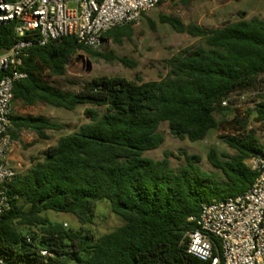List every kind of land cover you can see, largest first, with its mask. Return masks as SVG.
Wrapping results in <instances>:
<instances>
[{"label":"trees","instance_id":"obj_1","mask_svg":"<svg viewBox=\"0 0 264 264\" xmlns=\"http://www.w3.org/2000/svg\"><path fill=\"white\" fill-rule=\"evenodd\" d=\"M192 1L181 3L188 6ZM160 19L177 33L204 40V45L171 58L168 76L161 81L103 76L84 83L78 92H67L47 81L44 73L63 76L80 51L104 55L74 37L29 50L20 68L28 77L15 84V102L45 103L67 111L85 106L89 122L59 138L11 184L10 195L18 198L0 223V257L8 264H203L187 253L183 242L196 228L188 219L199 216L203 203L242 194L255 182L257 173L247 161L264 146L253 130L221 136L236 153L220 156L211 150L208 160L215 172L204 171L201 157L187 152H183L186 164L177 170L171 167V153L160 161L144 154L163 145L165 138L159 133L163 123L181 141L205 140L226 121L230 110L222 102L228 95L259 88L258 79L264 75V20L242 19L206 30L185 26L174 17ZM132 26L117 27L105 37L121 43L131 38ZM14 42V26L0 25V51ZM115 60L134 66L124 58ZM4 75L0 72V79ZM251 115L264 124V102L232 122L246 130ZM13 125L14 140L22 131L48 139L47 131L62 129L44 116L32 115H15ZM101 200L110 201L113 213L125 224L98 239L42 215L51 210L90 224L92 207ZM18 226L36 227L38 232L23 234ZM43 250L51 255L43 256Z\"/></svg>","mask_w":264,"mask_h":264},{"label":"built area","instance_id":"obj_2","mask_svg":"<svg viewBox=\"0 0 264 264\" xmlns=\"http://www.w3.org/2000/svg\"><path fill=\"white\" fill-rule=\"evenodd\" d=\"M177 0H0V25L14 26L15 42L0 51V223L17 196L10 186L19 174L9 160L14 114V86L26 79L21 71L29 50L66 37L90 49H99L105 35L117 27L135 25L142 17ZM259 88L228 95L222 107L242 117L264 102V75ZM257 173L251 188L224 201L203 203L196 225L184 237L187 253L203 264H264V151L247 161ZM66 226V225H65ZM31 242L30 236H27ZM48 257V251L41 252ZM0 264H8L0 257Z\"/></svg>","mask_w":264,"mask_h":264},{"label":"rangeland","instance_id":"obj_3","mask_svg":"<svg viewBox=\"0 0 264 264\" xmlns=\"http://www.w3.org/2000/svg\"><path fill=\"white\" fill-rule=\"evenodd\" d=\"M161 16L179 19L185 26L194 24L206 30L222 28L229 23L242 19L251 20L259 18L264 20V0H193L188 6L177 0L164 4L147 12L139 23L132 26L131 38L122 39L121 43L113 37H107L104 44L95 51L104 57H93L87 52H78L72 62L67 66L63 76L53 77L48 72L44 75L51 84L67 92H78L84 83L97 77H119L128 81L143 82L161 81L166 79L170 71L168 61L177 56L182 50L204 45V40L193 38L188 34H180L173 28L161 22ZM152 21V24L149 22ZM115 58L127 59L131 64L124 65ZM264 89V85L262 87ZM86 107L80 106L75 111H67L52 107L45 103L27 106L22 102L14 103V114L19 116H44L62 126L61 130L47 131L48 139H41L31 131L20 132L19 139L15 141L13 158L19 174H25L34 164L36 158L42 159V153L51 145L57 143L59 138L71 134L82 125L89 122L84 114ZM105 112L104 108H100ZM243 115L241 118L247 117ZM235 115L232 111L226 112V121L211 131L208 137L200 142L191 143L175 138L169 125L163 123L159 128L165 141L154 151L145 152L144 156L156 161L163 160L166 153H171V167L175 170L185 165L183 152L198 155L202 161L200 166L204 171L215 172L210 164L208 155L216 150L218 155L233 156L235 151L224 143L221 136L237 135L251 130L256 132L260 144L264 146V124L255 120V116L248 117L249 126L246 130L237 129L232 122ZM220 120L221 116H217ZM228 122H232L229 124ZM43 216L50 222L63 225L66 229L90 232L95 239L109 234L122 227L125 222L115 215L108 200L97 201L92 207V223L82 225L78 219L65 213H56L51 210L44 211ZM66 225V226H65ZM23 234L37 233L36 227H20Z\"/></svg>","mask_w":264,"mask_h":264},{"label":"crops","instance_id":"obj_4","mask_svg":"<svg viewBox=\"0 0 264 264\" xmlns=\"http://www.w3.org/2000/svg\"><path fill=\"white\" fill-rule=\"evenodd\" d=\"M14 140V139H13ZM15 141L16 140H14V145H15ZM13 145V149H12V152L10 153V155H9V160H10V162L12 163V164H15L16 162H15V160H14V158H13V154H14V150H15V146Z\"/></svg>","mask_w":264,"mask_h":264}]
</instances>
